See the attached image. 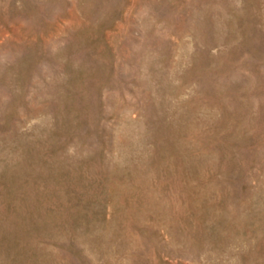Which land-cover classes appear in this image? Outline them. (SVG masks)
Returning <instances> with one entry per match:
<instances>
[{"label":"rangeland","instance_id":"rangeland-1","mask_svg":"<svg viewBox=\"0 0 264 264\" xmlns=\"http://www.w3.org/2000/svg\"><path fill=\"white\" fill-rule=\"evenodd\" d=\"M0 264H264V0H0Z\"/></svg>","mask_w":264,"mask_h":264}]
</instances>
